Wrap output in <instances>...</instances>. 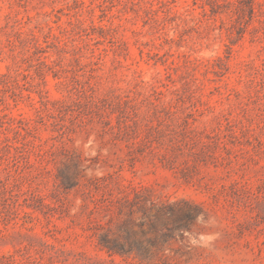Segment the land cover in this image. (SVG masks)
Returning <instances> with one entry per match:
<instances>
[{
    "label": "rangeland",
    "instance_id": "rangeland-1",
    "mask_svg": "<svg viewBox=\"0 0 264 264\" xmlns=\"http://www.w3.org/2000/svg\"><path fill=\"white\" fill-rule=\"evenodd\" d=\"M0 264H264V0H0Z\"/></svg>",
    "mask_w": 264,
    "mask_h": 264
},
{
    "label": "clouds",
    "instance_id": "clouds-1",
    "mask_svg": "<svg viewBox=\"0 0 264 264\" xmlns=\"http://www.w3.org/2000/svg\"><path fill=\"white\" fill-rule=\"evenodd\" d=\"M101 151L106 154V149H101L100 146L93 139L89 144L87 149H85L86 157L89 160L95 159ZM88 173L95 175H102V168L88 169ZM75 211V209L73 210ZM215 225V218L206 216L203 212L196 216L194 224L190 229L182 230L181 235L184 238L187 246L190 248H210L214 241L218 238V233L211 231H200V228H212Z\"/></svg>",
    "mask_w": 264,
    "mask_h": 264
}]
</instances>
